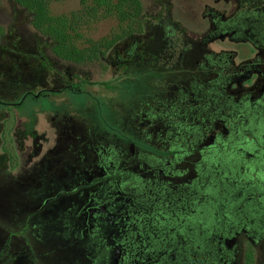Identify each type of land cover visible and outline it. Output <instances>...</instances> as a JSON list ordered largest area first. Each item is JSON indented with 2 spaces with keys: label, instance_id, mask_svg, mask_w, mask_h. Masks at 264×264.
Masks as SVG:
<instances>
[{
  "label": "rangeland",
  "instance_id": "374dc122",
  "mask_svg": "<svg viewBox=\"0 0 264 264\" xmlns=\"http://www.w3.org/2000/svg\"><path fill=\"white\" fill-rule=\"evenodd\" d=\"M141 1L138 24L145 31L121 39L90 62L56 54L49 34L33 25L30 13L11 0H0V264H28L26 260L31 264H93L101 252L97 242L90 243V236L98 234L90 228L87 232L83 222L68 213L77 197L127 178L125 173L135 168V158L144 152L171 161L182 155L176 169L189 171L185 178L194 176L196 166L207 164L199 156L202 146L207 149L213 142L192 146L172 128L189 117L197 121L199 112L218 118L213 126L223 128L221 119L240 110L239 102L246 103V93L240 89L236 92L241 98L228 99L230 109L228 105L221 109L223 97H208L206 92L223 79L226 69L204 61L193 66L209 32V7L216 6L226 17L234 14V7L219 0ZM48 6L55 19L64 16L70 22L66 28L76 26L91 43L114 40L120 29L116 19L101 20L98 14L96 23L89 22L91 17L73 19L71 15L93 9L88 0H52ZM165 24L172 27L171 32L163 30ZM77 45L83 49L90 43ZM252 97L256 100L257 93ZM144 112L154 123L146 128L141 122L136 131L132 122L144 121ZM261 115L256 113L259 119L239 133L247 132L248 140L240 145L244 153L254 155L257 144V157L264 161V124L258 126L264 123ZM201 126L196 122V127ZM132 131L140 140L128 134ZM170 132L177 134L176 142H169ZM147 133H152L151 139L143 140ZM128 140L139 148L126 147ZM87 144L117 151L128 148L132 156L125 165L120 162L108 168L105 176L85 177L82 172L94 169L95 174L101 163L99 153L85 150ZM220 146L216 153L225 154L224 158L218 155L221 162H213L215 168L224 165L225 158L238 156L233 150L228 152L227 144ZM177 176L176 184L184 181ZM247 179L243 187L248 193L255 196L257 190L264 195V188H252ZM259 207L264 210V205ZM185 228L188 231L189 225ZM191 228V236L198 237ZM247 251L234 253L232 264L249 260ZM195 260L202 264L199 258Z\"/></svg>",
  "mask_w": 264,
  "mask_h": 264
},
{
  "label": "flooded vegetation",
  "instance_id": "af4514ba",
  "mask_svg": "<svg viewBox=\"0 0 264 264\" xmlns=\"http://www.w3.org/2000/svg\"><path fill=\"white\" fill-rule=\"evenodd\" d=\"M219 1L234 7V14L226 17L216 6L209 7L206 14L209 32L203 40L204 48L198 50L201 57L194 60L193 66L204 61L223 65L226 69L223 79L217 80V85L206 92L208 97H223L221 109L227 107L228 99L241 98L236 92L240 89L246 93V103L239 102L243 106L240 110H232L221 119L223 128L213 126L218 118L211 119L200 112L197 121L189 117L184 119L183 125L172 128L184 139H189L192 146H200L208 140L213 142L208 150L205 149L207 145L202 146L199 156H204L207 164L196 166L194 176L185 178L189 171L176 169V162L182 155L171 161L170 158H157L159 154L152 156L144 152L135 158V168L125 173L127 178L109 182V186L99 185V189L77 197L68 213L82 221L87 232L90 228L94 235L98 234L90 236V243L97 242L101 252L93 264H196L198 258L202 264H232L233 254L247 251L246 247L251 257L239 264H264V244L261 243L264 240V210L259 207L264 205V195L260 196L256 190L254 196L243 187L245 179L252 174L254 177L247 179L251 187L264 188V161L257 157V144L254 155L244 153L240 145L248 140L247 132L239 133L243 126L259 119L256 113L262 112L260 119L264 121V0ZM171 29L168 24L163 27L167 32ZM254 93H257L256 100L252 97ZM141 116L144 121L132 123L136 126L144 122L146 128L151 127L153 117L148 118L145 112ZM190 122L194 123L191 133H181ZM196 122L202 126L196 127ZM261 124L264 123L258 126ZM139 129L136 126V131ZM136 131L128 134H137ZM151 135L147 133L142 138L148 140ZM177 137L175 132H170L169 142H176ZM223 143L229 146L228 152L233 150L238 156L225 158V164L215 168L213 162L217 159L221 162L219 158H224L225 152L216 153L217 146L223 147ZM129 144L139 148L133 141L124 143L126 147ZM85 150L96 153L103 150L107 154L102 158L99 153L101 163L95 174L94 169L85 170L86 175L82 172L85 177L92 178L107 174V169L115 165L110 160L112 156L118 154L124 165L132 156L128 148L117 151L87 144ZM176 176L185 179L176 184ZM224 179L229 181L223 182ZM192 226L198 237L191 236Z\"/></svg>",
  "mask_w": 264,
  "mask_h": 264
},
{
  "label": "trees",
  "instance_id": "16d2710c",
  "mask_svg": "<svg viewBox=\"0 0 264 264\" xmlns=\"http://www.w3.org/2000/svg\"><path fill=\"white\" fill-rule=\"evenodd\" d=\"M11 1H13L16 6L21 9V11H27L32 15L33 25L39 31H47L52 40L53 46L55 47L54 52L65 59L84 61V59L88 58V61L92 62L94 59L99 57L100 53L105 54L110 51L121 39L130 38L134 33H143L145 31L144 26L138 24L140 18H142L141 0H88L93 4V9L85 11L81 14L71 15L73 19L79 18L82 20L86 19L87 21L91 17L93 18L89 21L91 23L98 22L96 21V14L100 15L99 19L101 20L112 18L116 19L118 25L120 26L116 38L114 40L104 38L99 41H94L95 43H91L93 40H85L84 36L79 33L80 31H78L76 26H72L74 28L67 29L66 27L70 25V22L64 16L60 17V19H55V17H53L50 13V5L48 6V2L51 3L52 0ZM85 13L87 14L85 15ZM80 41L90 43V45L86 48L79 49L77 43ZM23 105L24 103L22 102L20 106ZM193 124L194 123L192 122L189 125H185L183 127L184 130H182L181 133H191L190 129L193 128ZM130 135L136 138L134 134ZM99 153L102 155V158L107 157V154L103 150L99 151ZM110 160L113 161L114 164L120 162L121 164L124 163V161L119 159L118 154L116 157L112 156Z\"/></svg>",
  "mask_w": 264,
  "mask_h": 264
},
{
  "label": "water",
  "instance_id": "95a60500",
  "mask_svg": "<svg viewBox=\"0 0 264 264\" xmlns=\"http://www.w3.org/2000/svg\"><path fill=\"white\" fill-rule=\"evenodd\" d=\"M250 152L254 153L252 150H250ZM255 190V189H254Z\"/></svg>",
  "mask_w": 264,
  "mask_h": 264
},
{
  "label": "clouds",
  "instance_id": "9594fccd",
  "mask_svg": "<svg viewBox=\"0 0 264 264\" xmlns=\"http://www.w3.org/2000/svg\"><path fill=\"white\" fill-rule=\"evenodd\" d=\"M249 150H252V149H249Z\"/></svg>",
  "mask_w": 264,
  "mask_h": 264
}]
</instances>
